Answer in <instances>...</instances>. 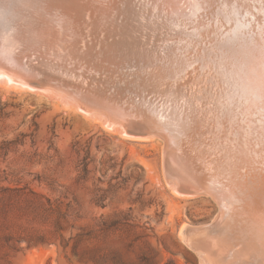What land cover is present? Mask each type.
<instances>
[{"label":"bare ground","instance_id":"6f19581e","mask_svg":"<svg viewBox=\"0 0 264 264\" xmlns=\"http://www.w3.org/2000/svg\"><path fill=\"white\" fill-rule=\"evenodd\" d=\"M0 85L160 138L174 194L217 205L182 231L200 264H264V0H0Z\"/></svg>","mask_w":264,"mask_h":264},{"label":"rangeland","instance_id":"374dc122","mask_svg":"<svg viewBox=\"0 0 264 264\" xmlns=\"http://www.w3.org/2000/svg\"><path fill=\"white\" fill-rule=\"evenodd\" d=\"M162 148L0 85V264H200L182 231L217 205L174 194Z\"/></svg>","mask_w":264,"mask_h":264},{"label":"water","instance_id":"95a60500","mask_svg":"<svg viewBox=\"0 0 264 264\" xmlns=\"http://www.w3.org/2000/svg\"><path fill=\"white\" fill-rule=\"evenodd\" d=\"M140 122V120H133V119H131L130 120V123H126V124H128L127 126H129V127H126V130H128V131H130V132H132V133H136V134H144V135H146V133H147V129H145V127H144V123L143 124H141V123H139ZM133 124H136V125H133ZM138 124H141V125H143V127H141L140 125H138ZM156 138V137H155ZM158 138V137H157ZM160 139V138H159ZM161 140V139H160ZM163 169H165V159L163 160ZM192 249V248H191ZM193 250V249H192ZM194 251V250H193ZM195 252V251H194ZM197 255H198V253L197 252H195ZM199 256V255H198Z\"/></svg>","mask_w":264,"mask_h":264}]
</instances>
